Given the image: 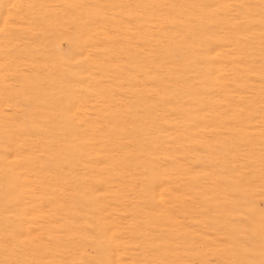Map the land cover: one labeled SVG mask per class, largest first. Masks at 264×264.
<instances>
[{
    "label": "rangeland",
    "instance_id": "1",
    "mask_svg": "<svg viewBox=\"0 0 264 264\" xmlns=\"http://www.w3.org/2000/svg\"><path fill=\"white\" fill-rule=\"evenodd\" d=\"M0 264H264V0H0Z\"/></svg>",
    "mask_w": 264,
    "mask_h": 264
}]
</instances>
